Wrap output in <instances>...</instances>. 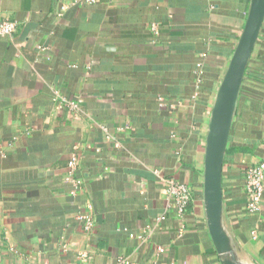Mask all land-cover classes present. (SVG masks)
Returning <instances> with one entry per match:
<instances>
[{
  "label": "crops",
  "instance_id": "crops-1",
  "mask_svg": "<svg viewBox=\"0 0 264 264\" xmlns=\"http://www.w3.org/2000/svg\"><path fill=\"white\" fill-rule=\"evenodd\" d=\"M250 4L0 0V19L19 23L0 36V264H222L206 137ZM260 162L264 25L223 172L224 223L251 264H264V199L247 210L245 175ZM169 181L192 188L183 218Z\"/></svg>",
  "mask_w": 264,
  "mask_h": 264
},
{
  "label": "water",
  "instance_id": "water-1",
  "mask_svg": "<svg viewBox=\"0 0 264 264\" xmlns=\"http://www.w3.org/2000/svg\"><path fill=\"white\" fill-rule=\"evenodd\" d=\"M263 25L264 0H251L244 30L216 93L206 137L204 206L222 264H251L239 257L224 223L223 172L241 88Z\"/></svg>",
  "mask_w": 264,
  "mask_h": 264
},
{
  "label": "built area",
  "instance_id": "built-area-1",
  "mask_svg": "<svg viewBox=\"0 0 264 264\" xmlns=\"http://www.w3.org/2000/svg\"><path fill=\"white\" fill-rule=\"evenodd\" d=\"M95 1L96 0H84L86 3H93ZM153 28L155 29L156 27L154 26ZM18 29L19 23L17 21L0 19V36H13L17 33ZM69 164L70 167L74 169L76 166V158L73 157ZM69 179L77 187L81 183L72 173H70ZM245 187L247 194V210L251 213L259 212L262 208L264 199V162L250 165L247 168ZM167 189L169 197L173 200L177 209L178 215L183 218L188 211H190V206L194 199L192 188L179 182L169 181L167 183ZM78 218L85 220L87 230L92 228L93 220L89 213H80Z\"/></svg>",
  "mask_w": 264,
  "mask_h": 264
}]
</instances>
